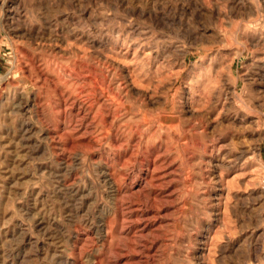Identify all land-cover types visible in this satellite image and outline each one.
Returning <instances> with one entry per match:
<instances>
[{"label": "rangeland", "instance_id": "obj_1", "mask_svg": "<svg viewBox=\"0 0 264 264\" xmlns=\"http://www.w3.org/2000/svg\"><path fill=\"white\" fill-rule=\"evenodd\" d=\"M0 264H264V0H0Z\"/></svg>", "mask_w": 264, "mask_h": 264}, {"label": "bare ground", "instance_id": "obj_2", "mask_svg": "<svg viewBox=\"0 0 264 264\" xmlns=\"http://www.w3.org/2000/svg\"><path fill=\"white\" fill-rule=\"evenodd\" d=\"M86 80V79H85ZM86 82V81H85ZM82 84V83H81ZM81 91V90H80ZM83 94V93H82ZM104 107V106H103ZM81 116V115H80Z\"/></svg>", "mask_w": 264, "mask_h": 264}]
</instances>
